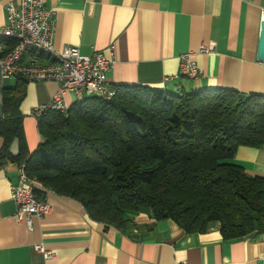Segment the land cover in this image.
Masks as SVG:
<instances>
[{"label": "crops", "instance_id": "1", "mask_svg": "<svg viewBox=\"0 0 264 264\" xmlns=\"http://www.w3.org/2000/svg\"><path fill=\"white\" fill-rule=\"evenodd\" d=\"M10 1L18 0H0V27ZM42 1L54 9V49L75 46L82 54L110 56L113 47L114 64L106 74L113 85L176 94L221 88L264 96V62L257 60L264 0ZM209 42L211 52L198 51ZM188 51L198 66L195 79L178 75L179 55ZM58 87L54 81L27 84L19 105L24 151L42 141L32 109ZM64 98L73 104L71 93ZM2 142L0 137V147ZM230 162L264 176V144L239 146ZM17 172V164L0 166V264H263L264 232L224 239L214 223L204 232L186 233L170 219L153 220L148 210L132 213L122 231L92 220L77 200L45 189L41 198L51 209L41 218L32 216L28 228L15 218L9 197ZM39 243L54 253L52 259L35 249Z\"/></svg>", "mask_w": 264, "mask_h": 264}, {"label": "trees", "instance_id": "2", "mask_svg": "<svg viewBox=\"0 0 264 264\" xmlns=\"http://www.w3.org/2000/svg\"><path fill=\"white\" fill-rule=\"evenodd\" d=\"M28 83L16 76L2 87L0 162L24 163L45 190L77 200L92 220L122 231L132 213L148 210L186 233L214 223L224 239L264 232V176L230 162L239 146L264 144V96L122 85L109 100L88 97L65 115L49 110L38 118L42 141L29 153L19 113ZM44 193L34 188L38 198Z\"/></svg>", "mask_w": 264, "mask_h": 264}, {"label": "built area", "instance_id": "3", "mask_svg": "<svg viewBox=\"0 0 264 264\" xmlns=\"http://www.w3.org/2000/svg\"><path fill=\"white\" fill-rule=\"evenodd\" d=\"M6 20L0 27V64L1 77L20 76L27 82L54 81L59 84L57 91L43 104L34 106L31 114L40 118L49 110L66 114L69 106L64 98L71 93L73 103L88 97L109 100L117 93L118 86L111 84L106 74L114 64L113 47L110 56L95 51L90 55L82 54L75 46L53 47L54 9L46 7L42 0H18L5 5ZM6 40H12L7 46ZM213 44H200L198 51L208 53ZM178 75L195 79L198 66L192 59V52L179 55ZM168 78H164L167 81ZM44 189L34 178L25 172L24 163L18 166L15 181L9 184V197L15 205V218L31 227V217L41 218L51 206L43 198L34 194V188ZM44 259H52L54 253L46 250L43 244L35 245ZM264 264V254L260 256ZM178 264H187L181 262Z\"/></svg>", "mask_w": 264, "mask_h": 264}, {"label": "water", "instance_id": "4", "mask_svg": "<svg viewBox=\"0 0 264 264\" xmlns=\"http://www.w3.org/2000/svg\"><path fill=\"white\" fill-rule=\"evenodd\" d=\"M257 60L264 62V19L259 25V35L257 44ZM2 77H1V64H0V118H2V104H1V91H2ZM8 151L11 155L16 156L18 153V139L15 137L9 146ZM7 164V161L0 162V166Z\"/></svg>", "mask_w": 264, "mask_h": 264}, {"label": "rangeland", "instance_id": "5", "mask_svg": "<svg viewBox=\"0 0 264 264\" xmlns=\"http://www.w3.org/2000/svg\"><path fill=\"white\" fill-rule=\"evenodd\" d=\"M14 82H15V77L3 78L2 79V86L11 87L14 85Z\"/></svg>", "mask_w": 264, "mask_h": 264}]
</instances>
